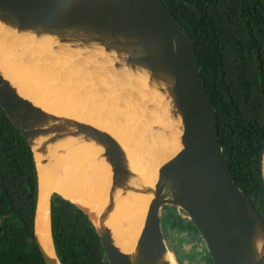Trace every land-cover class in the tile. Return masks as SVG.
Masks as SVG:
<instances>
[{
  "label": "water",
  "instance_id": "1",
  "mask_svg": "<svg viewBox=\"0 0 264 264\" xmlns=\"http://www.w3.org/2000/svg\"><path fill=\"white\" fill-rule=\"evenodd\" d=\"M0 24L17 35L51 38L58 44L55 49L81 51L86 69L102 71L108 62L111 71L142 76L162 101L170 126L152 120L145 129L173 133L179 146L160 165H152L149 182L133 168L128 150L110 132L38 105L0 69V105L27 139L36 168L35 155L45 157L41 164H46L49 146L59 142L88 144L99 151L109 172L103 210L97 213L61 196L88 216L109 264H171L169 254L174 252L161 228L165 205L174 206L201 234L192 249L195 254H208L213 264H264V219L236 183L223 152L216 109L202 79L194 41L162 0H0ZM96 51L106 53L110 62L97 55L87 60ZM149 108L153 112V105ZM54 193L59 194L53 191L48 197L51 237ZM129 194L147 195L150 201L136 246L127 253L108 220ZM41 195L39 189L36 243L46 264H62L55 248L53 256L40 238L38 218L45 217L44 211L39 212L46 194ZM175 260L179 264L176 256Z\"/></svg>",
  "mask_w": 264,
  "mask_h": 264
},
{
  "label": "trees",
  "instance_id": "2",
  "mask_svg": "<svg viewBox=\"0 0 264 264\" xmlns=\"http://www.w3.org/2000/svg\"><path fill=\"white\" fill-rule=\"evenodd\" d=\"M162 1L194 41L223 152L264 219V0ZM38 194L32 149L0 105V264H46L35 238ZM171 208L168 225L198 231ZM51 231L62 264H109L88 216L57 193Z\"/></svg>",
  "mask_w": 264,
  "mask_h": 264
},
{
  "label": "bare ground",
  "instance_id": "3",
  "mask_svg": "<svg viewBox=\"0 0 264 264\" xmlns=\"http://www.w3.org/2000/svg\"><path fill=\"white\" fill-rule=\"evenodd\" d=\"M52 40L17 35L0 24V69L5 77L38 105L110 132L128 150L133 168L150 182L152 165H160L179 146L173 133L145 129L152 120L170 126L159 95L151 92L146 78L126 70L111 71L108 62L102 71L84 68L81 51L63 46L55 49L58 44ZM95 55L108 59L106 53L96 51L87 60ZM61 149L67 153L60 154ZM98 153L91 145L65 141L49 146L46 164H41L45 157L35 155L39 189L46 194L40 206L39 213L44 211L45 217L38 218L39 234L53 256L48 197L56 191L100 213L108 198L109 172ZM149 201L147 195L129 194L119 201L108 220L119 246L127 253L136 246ZM169 259L177 264L172 252Z\"/></svg>",
  "mask_w": 264,
  "mask_h": 264
},
{
  "label": "flooded vegetation",
  "instance_id": "4",
  "mask_svg": "<svg viewBox=\"0 0 264 264\" xmlns=\"http://www.w3.org/2000/svg\"><path fill=\"white\" fill-rule=\"evenodd\" d=\"M171 206L172 205L164 206L162 209L163 211L161 214V228L163 235L167 240V244L169 248L174 252L179 264H185V259H190V264H213V261H210L208 254H196L199 256H193V258H191L193 252H187L185 248L187 246L193 247L194 245L198 244L201 241V234L199 233V231L189 229L188 227L179 229L175 226H171L170 224L168 225L167 221L170 217V213L172 212ZM177 213L180 215L178 210ZM180 216L183 219H188L185 215ZM187 255L191 256L187 257Z\"/></svg>",
  "mask_w": 264,
  "mask_h": 264
},
{
  "label": "rangeland",
  "instance_id": "5",
  "mask_svg": "<svg viewBox=\"0 0 264 264\" xmlns=\"http://www.w3.org/2000/svg\"><path fill=\"white\" fill-rule=\"evenodd\" d=\"M162 211H163V210H162ZM161 213H162V212H161ZM185 249H186L187 252H192V251H193V250H192L193 247H189V246H187ZM193 253H194V252H193ZM193 253H192V256H191V255H189V256L187 255V257H190V256H191V258H193V256H199V255H196L195 253H194V254H195V255H194ZM187 257H186V258H187ZM185 260H186V261H185V262H186L185 264H190V259H189V260H188V259H185Z\"/></svg>",
  "mask_w": 264,
  "mask_h": 264
}]
</instances>
